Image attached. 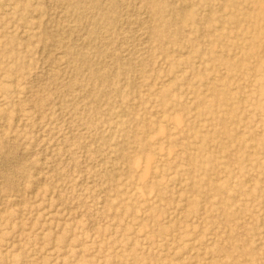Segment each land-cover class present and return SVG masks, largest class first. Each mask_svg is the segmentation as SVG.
<instances>
[{
  "label": "rangeland",
  "instance_id": "1",
  "mask_svg": "<svg viewBox=\"0 0 264 264\" xmlns=\"http://www.w3.org/2000/svg\"><path fill=\"white\" fill-rule=\"evenodd\" d=\"M263 1L0 0V264H264Z\"/></svg>",
  "mask_w": 264,
  "mask_h": 264
},
{
  "label": "bare ground",
  "instance_id": "2",
  "mask_svg": "<svg viewBox=\"0 0 264 264\" xmlns=\"http://www.w3.org/2000/svg\"><path fill=\"white\" fill-rule=\"evenodd\" d=\"M264 2V1H263ZM144 13V12H143ZM15 141V140H14ZM113 169V168H112Z\"/></svg>",
  "mask_w": 264,
  "mask_h": 264
}]
</instances>
